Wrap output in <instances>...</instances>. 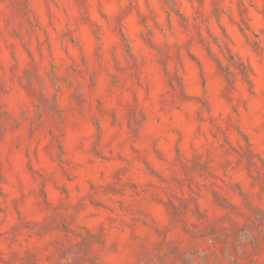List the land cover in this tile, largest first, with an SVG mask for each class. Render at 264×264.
<instances>
[{"label":"rangeland","instance_id":"1","mask_svg":"<svg viewBox=\"0 0 264 264\" xmlns=\"http://www.w3.org/2000/svg\"><path fill=\"white\" fill-rule=\"evenodd\" d=\"M93 2L103 26L91 17ZM103 3H115L118 14L110 18L102 10ZM121 3L125 7L120 8ZM141 3L147 14L141 11ZM183 3L192 9L191 22L182 11ZM153 4L163 13V25ZM34 5L43 6L44 23ZM133 13L135 21L129 26L125 21ZM173 16L175 27L186 36L182 46L166 43L165 29L175 37ZM0 21V146L8 137L23 132L10 141L8 156L25 145L24 169L33 180L40 178L37 209L47 213L39 222L26 219L22 211L26 207L22 185L21 195L10 200L3 190L9 183L4 163H8L9 172L12 164L4 156L0 162V228L12 213L15 223L7 233L0 232V238L7 236L9 248L7 259L0 252V264H101L97 249L105 246L117 257L122 255L123 248L122 264H264V0H0ZM56 25H62V30ZM133 27L137 29L134 35L135 41L140 42L139 50L133 48L135 41L129 35ZM230 28L241 38L239 45ZM157 32L163 43L156 42ZM53 36L63 57L71 62L67 67L63 59L57 62ZM89 39L90 56L85 51ZM17 47L26 58L23 65ZM72 49L77 53L78 64L71 55ZM145 50L149 55L144 54ZM90 58L94 68L89 66ZM108 62L112 65L110 73L105 68ZM153 63L166 80L171 103L183 105L185 120L191 118L198 125L194 135L201 133L199 125L205 122L216 129L213 138L222 139L220 150L225 159L213 168L211 153L201 155L193 149L191 159L186 161L179 146L184 135L176 128L175 159L169 164L153 140L150 147L155 163L147 158V153H136V159L143 165L144 174L155 182L146 185L145 191L153 190L149 202H154L159 212L154 216L140 204L126 207L120 203L121 212L129 218L124 224L128 237L123 245L119 240L108 245L104 224L94 231L73 228L74 221L64 216L63 205L53 206L49 202L45 191L48 178L33 168L38 155L34 150L30 152L26 144L42 133L44 120L50 125V136L54 131L60 133L59 138L53 136L46 151L52 150L58 165L65 164L60 143L65 111L59 109L55 96L50 102L43 97L40 74L43 70L49 80L66 83L72 89L69 110L83 115L86 101L81 88L73 87L72 80L86 79L89 91H93L98 87L101 72L109 75L112 87H117L120 76L127 73L139 85V74ZM12 83L33 103L36 111L32 118L19 103V94L12 97ZM210 91L216 95L217 105L229 109L223 128L212 118ZM13 101L17 102L15 113L10 110ZM96 111L101 116L106 114L99 98ZM108 115L115 126L116 113ZM133 119L137 130L147 121L143 112ZM92 123L97 132L92 152L99 155L96 149L101 125L95 118ZM118 159L127 163L123 157ZM160 164H168L167 169L159 168ZM129 170L118 169L102 194L122 195L127 188L138 195L135 183L121 185V177L128 175ZM64 175L71 182L67 172ZM196 177L204 183H197ZM88 187V199L93 206L111 211L92 198L98 192L96 185L89 182ZM59 190L67 196L66 188ZM81 206L82 202L77 212ZM108 223L115 224L116 220L109 218Z\"/></svg>","mask_w":264,"mask_h":264},{"label":"clouds","instance_id":"2","mask_svg":"<svg viewBox=\"0 0 264 264\" xmlns=\"http://www.w3.org/2000/svg\"><path fill=\"white\" fill-rule=\"evenodd\" d=\"M34 7L38 9L42 23H44L43 6L34 5ZM119 7L123 8L125 4L121 3ZM153 8L160 18L161 25H163V13L155 4H153ZM140 9L147 14L142 3L140 4ZM102 10L110 18L119 12V8L115 3H103ZM182 11L188 16L191 22L193 13L187 3H183ZM90 13L92 19L103 26L104 22L100 20L97 14V5L95 2L90 5ZM253 16H255V13H253ZM7 17L8 14L5 13V18ZM134 21L135 15L133 13L125 23L131 26L134 24ZM173 24L175 37L165 29V36H167L166 43L169 46H182L186 36L181 33L178 27H175L176 18L174 16ZM0 26H2V21H0ZM56 26L62 30V25ZM211 27L213 32L217 31L215 23H212ZM136 31L137 29L133 27L132 32L129 33L134 41V33ZM229 31L236 39L237 45L242 43L235 29L230 28ZM204 35L206 38V34ZM156 42H164L159 32L156 33ZM52 43L57 62L59 63V60L63 59L64 67H67L71 62L68 61L67 57H63V53L59 50L55 36H53ZM91 43L90 39L85 43V51L89 53V56ZM108 43L109 41H106V48ZM133 48L139 50L141 48L140 42L135 41ZM144 54L149 55L147 50H145ZM17 55L23 65L26 58L19 47H17ZM71 55L78 64L79 61L75 49L71 50ZM4 59L7 66L9 63L7 51L4 52ZM221 59L223 58L221 57ZM105 60L108 61L107 52L105 53ZM47 63V54L45 53L44 69L47 68ZM121 63L123 64V59H121ZM89 66L95 67L91 58L89 60ZM105 68L110 73L112 70L111 63H105ZM60 74L62 75L63 73L61 72ZM40 75L43 97L50 102L51 98L55 96L57 98V106L60 110L65 111V124L62 126L63 136L60 138V143L63 145L65 152V164L58 165L55 162L52 150L49 149L46 151L49 145L53 143V136L59 138L60 133L54 131L53 136H50L48 134L50 125L47 123V120H44L42 133L31 143L26 144L30 152L34 150L38 155V162L33 161V168L42 177L48 178L45 191L48 195L49 202L53 206L63 205L62 211L64 216L74 221L73 228L86 227L94 231L98 225L104 224L107 230L108 245L114 240H119L120 244L123 245L128 237V231L124 227V224L128 222L129 218L125 213L121 212L120 203H123L126 207L140 204L154 216L159 212L158 206L154 202H149L153 195V190L145 191L146 185L150 183L155 184V182L151 181L144 174L143 165L136 159V153H147V158L155 163V157L150 147L153 140L157 141V147L163 152L169 164L175 159L174 146L178 139L174 133V129L176 128H179L184 135V139L179 146L186 161L191 159L193 149L201 155L211 153L213 157V168H216L217 164L222 163L225 159L220 150L222 139L219 136L215 139L213 138L214 133H216L215 128L205 122L199 125L201 133L194 135L198 125L191 118L185 120L183 105L171 103L166 80L160 73L158 66L154 63L147 70L139 74V85H137L135 78L130 79L127 73L120 76L121 83L117 87H112L109 75L101 72L98 87L93 91H89L86 79L77 78L72 80L73 87L79 86L81 88V93L86 101L83 115L75 114L69 110L70 104L68 98L72 89L66 83L61 82L59 79L49 80L46 72L43 70ZM10 88L12 89V97L15 98L19 94V103H22L29 118H32L36 111L33 103L24 97L19 86L15 83H12ZM133 93H135V97H133ZM210 95L212 96L213 102L212 118L216 120L219 127L223 128L224 121L229 114V109L217 105L216 95L211 91ZM97 98L101 99L103 103V109L106 113L103 116L99 115L96 111ZM16 109L17 102L13 101L10 110L15 113ZM112 112H115L117 115V123L115 126L112 125L110 115H108ZM141 112L147 117V121L141 129L137 130L133 116L138 118V114ZM93 118L98 120L101 125L100 143L96 149L99 155L92 152V147L96 143L97 136L96 129L92 123ZM22 135V131L17 132L8 137L3 145L0 146V162H2L4 156H7L8 161L12 164V170L9 172L8 163H4L5 175L9 183L7 186H4L3 190L9 194L11 200L21 195L19 189L22 185L23 195L26 197V207L22 211H24L26 219L29 221L39 222L44 219L47 213L39 212L37 209V205L39 204L40 178L37 177L36 180H33L30 174L24 169L23 149L25 145H22L20 150L14 151L11 156H8L10 141H13L16 136ZM101 156L104 159H101ZM118 157H123L127 163H121ZM227 159L232 158L228 157ZM124 167H129L130 170L128 175L121 177V185L129 182L135 183L138 186L137 192L139 194L137 195L125 188L122 195H103V187L111 184L113 182V174L118 169ZM158 167L167 169L168 164H160ZM65 172L71 177V182L65 177ZM164 174L167 175V171ZM196 181L197 183H204L199 177H196ZM89 182L96 185L98 189L97 194L93 195L92 198L101 201L111 211L96 208L89 201ZM117 187H120V185H117ZM60 188L67 189V196L59 190ZM81 202L82 206L79 212H77V206ZM9 212L11 213L10 208ZM109 218L116 220V223L109 224ZM13 223H15L14 213L8 216L7 221L0 228V232L7 233ZM13 250H17L16 246H13ZM123 251V248H121L122 255L117 257L110 254L107 251V246H105L102 249H97V255L101 264H122L124 260ZM0 252H3L5 259H7L9 248L6 235L0 238Z\"/></svg>","mask_w":264,"mask_h":264}]
</instances>
